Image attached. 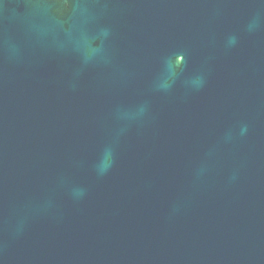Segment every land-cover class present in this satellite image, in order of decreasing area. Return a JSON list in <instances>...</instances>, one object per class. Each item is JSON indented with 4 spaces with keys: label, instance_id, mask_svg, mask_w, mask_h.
Masks as SVG:
<instances>
[{
    "label": "water",
    "instance_id": "water-1",
    "mask_svg": "<svg viewBox=\"0 0 264 264\" xmlns=\"http://www.w3.org/2000/svg\"><path fill=\"white\" fill-rule=\"evenodd\" d=\"M0 264H264V0H0Z\"/></svg>",
    "mask_w": 264,
    "mask_h": 264
}]
</instances>
